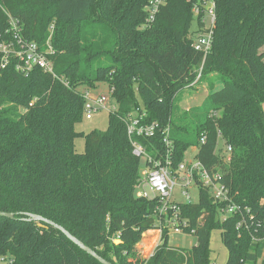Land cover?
<instances>
[{
  "label": "trees",
  "instance_id": "obj_1",
  "mask_svg": "<svg viewBox=\"0 0 264 264\" xmlns=\"http://www.w3.org/2000/svg\"><path fill=\"white\" fill-rule=\"evenodd\" d=\"M149 1L0 0V46L16 42L14 18L26 39L47 47L51 37L55 50L56 77L39 67L18 70L13 53L3 66L0 51V211L15 214L0 215V255H13L14 264H102L25 213L64 226L114 264H211L215 229L223 230L226 264H264V241L238 229V216L221 220L222 204L204 187L198 202L181 205L196 244L172 246L165 229L152 256H136L144 233L161 226L158 199L137 194L142 158L133 153L123 120L141 105L144 122L171 127L175 166L197 146L199 159L221 173L235 200L264 219V0H218L202 77L209 93L182 113H175L177 95L203 62L190 38L192 3L169 0L142 28ZM102 82L114 88L118 110L110 112L107 130L77 132L83 91ZM78 136L86 141L82 153ZM139 139L153 155L166 149L161 130ZM220 139L232 147L230 161L218 149Z\"/></svg>",
  "mask_w": 264,
  "mask_h": 264
},
{
  "label": "built area",
  "instance_id": "obj_2",
  "mask_svg": "<svg viewBox=\"0 0 264 264\" xmlns=\"http://www.w3.org/2000/svg\"><path fill=\"white\" fill-rule=\"evenodd\" d=\"M168 1H149L145 7L146 22L142 28H146L155 22L162 6L167 4ZM188 1L192 3V11L195 17L190 38L194 48L203 54V62L195 71L196 78L186 86V88H192L202 83L205 61L213 48L217 26L218 0ZM10 23L16 42L0 46V51L4 52L5 62L3 66H5L9 55L13 53L20 60L18 70L28 74L36 67H39L56 77L54 63L51 59V55L55 53L50 42L51 37L47 42V47H43L38 42L30 41L23 36L22 28L17 20L11 18ZM113 93L114 88L112 87H110V95L95 93L93 90L83 91L86 98L85 117L91 119L95 112L103 109L110 112L117 111L119 106L113 97ZM146 116L147 112L144 109V105H141L123 116V120L127 125L128 134L133 144V153L145 159L142 177L137 185V194L149 199H158L157 213L161 223L158 231L161 237L165 229H168L170 237L195 234L194 229L191 231L187 230L189 220L183 216L181 205L183 203H194L193 190L198 189L200 198V187H204L209 188L214 200L222 204L220 207L221 220H226L230 216H238V229L249 231L255 242L264 241V219L259 218L251 207L244 206L235 200L231 193V188L220 180L221 173L212 171L205 166L199 159L198 153L192 158H189L186 153L185 159L175 166L173 158L175 146L174 141L170 137L171 127L163 128L158 122L146 123L144 122ZM159 130H161L163 135L166 149L153 155L139 137H154ZM220 141L221 139L219 143ZM201 142L205 143L206 138L203 137ZM220 147H223L221 154L224 155V160L230 161L232 147L218 144V149ZM192 148L198 149L197 146ZM15 261L16 259L13 255H0V264H14ZM211 264L215 263L212 262Z\"/></svg>",
  "mask_w": 264,
  "mask_h": 264
},
{
  "label": "rangeland",
  "instance_id": "obj_3",
  "mask_svg": "<svg viewBox=\"0 0 264 264\" xmlns=\"http://www.w3.org/2000/svg\"><path fill=\"white\" fill-rule=\"evenodd\" d=\"M264 51V47L263 50ZM95 93H104L110 95V85L107 82L99 83L98 86L92 89ZM209 93V85L207 81H202L200 85L192 88H183L177 95L175 101V113H182L184 111H188L191 107L201 104L204 98ZM109 117L110 111L103 109L97 111L93 114L91 119H88L83 116V119L75 125V129L77 132H85L88 133L92 130H100L105 131L109 127ZM220 145H224L223 141L221 140ZM76 149L78 152H84L86 149V141L83 136H78L75 140ZM198 153L197 148H191L188 150L187 155L189 158H192L194 155ZM145 159H142V166L144 167ZM142 167V168H143ZM193 200L198 202L199 200V191L198 189H194L193 193ZM183 200L182 197H180ZM157 230V231H156ZM148 232V235H154V239H157V234L159 233L158 229H151ZM157 232V233H156ZM223 230L222 229H215L211 235V249L212 254L211 258L215 264H226L229 256V251L227 246L223 240ZM145 235V233H144ZM143 235L142 241L137 246V255L138 257H150L151 251L153 252V248L151 246L150 239L147 236ZM197 242L196 235H174L170 237L169 243L172 246L176 247H185L190 248L195 245ZM136 260V257L134 258ZM264 259V255L263 258ZM254 264V263H248Z\"/></svg>",
  "mask_w": 264,
  "mask_h": 264
},
{
  "label": "water",
  "instance_id": "obj_4",
  "mask_svg": "<svg viewBox=\"0 0 264 264\" xmlns=\"http://www.w3.org/2000/svg\"><path fill=\"white\" fill-rule=\"evenodd\" d=\"M0 215L2 216H6L9 218H14L15 214L11 213V212H4V211H0ZM25 215L27 216L28 220H35V221H43L47 224L53 225L55 228L61 230L63 233H65L67 235V237H69L74 243H76L81 249H83L84 251H86L87 253H89L90 255H92L93 257H95L97 260H99L102 264H114L111 261L107 260L106 258H104L103 256H101L96 250L92 249L91 247H89L88 245H86L82 240H80L78 237H76L75 235H73L69 230H67L64 226L50 220L47 219L41 215L35 214V213H25ZM116 242H120V239L116 240Z\"/></svg>",
  "mask_w": 264,
  "mask_h": 264
},
{
  "label": "crops",
  "instance_id": "obj_5",
  "mask_svg": "<svg viewBox=\"0 0 264 264\" xmlns=\"http://www.w3.org/2000/svg\"><path fill=\"white\" fill-rule=\"evenodd\" d=\"M144 236H147L150 239L151 246L154 245L153 246V250L155 251L156 247L161 243V235H160V233L157 234V239H156V241L154 243H152V239L154 238V235H148V232L147 233L145 232ZM153 241H154V239H153ZM154 251L153 252L151 251L150 256H152ZM143 258L148 259L149 257L147 258V257L144 256Z\"/></svg>",
  "mask_w": 264,
  "mask_h": 264
},
{
  "label": "bare ground",
  "instance_id": "obj_6",
  "mask_svg": "<svg viewBox=\"0 0 264 264\" xmlns=\"http://www.w3.org/2000/svg\"><path fill=\"white\" fill-rule=\"evenodd\" d=\"M157 231V230H156ZM157 233V232H156ZM154 239V238H153ZM153 239H152V243H154L155 241H156V239H154V241H153ZM154 246V245H153ZM153 246H150V247H152L153 248Z\"/></svg>",
  "mask_w": 264,
  "mask_h": 264
}]
</instances>
